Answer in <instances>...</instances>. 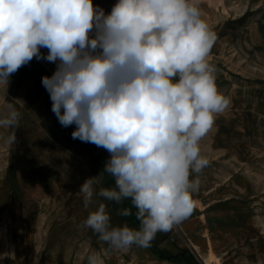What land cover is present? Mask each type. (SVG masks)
<instances>
[{"label": "clouds", "instance_id": "1", "mask_svg": "<svg viewBox=\"0 0 264 264\" xmlns=\"http://www.w3.org/2000/svg\"><path fill=\"white\" fill-rule=\"evenodd\" d=\"M215 40L197 0H117L107 14L92 0H0V85L7 91L34 57L54 63L41 83L58 122L110 154L80 186L85 209L94 198L137 209L138 230L113 226L105 203L81 223L111 249H147L192 212L199 180L190 175L208 165L199 143L229 103L208 61ZM21 116L4 104L0 127L19 128ZM104 173L114 187L100 186ZM88 264L103 262L90 255Z\"/></svg>", "mask_w": 264, "mask_h": 264}, {"label": "crops", "instance_id": "2", "mask_svg": "<svg viewBox=\"0 0 264 264\" xmlns=\"http://www.w3.org/2000/svg\"><path fill=\"white\" fill-rule=\"evenodd\" d=\"M92 2L107 14L117 0ZM226 4L236 18L216 35L209 63L215 57H223L225 66L239 70L244 65L245 69L251 66L250 60L257 70L262 69L263 77L264 0H226ZM199 9L204 19L207 11L200 6ZM253 23L258 44L249 46ZM41 52L47 55L48 49L41 48ZM55 68L54 63L34 57L11 75L7 91L0 85V109L11 103L22 114L19 128L0 127V176H4L0 186V219L11 238L15 226L18 245H24L26 237L29 243L48 245L50 264H88L87 251L91 245L93 253L100 257L108 252L109 264H118L125 251L137 261L155 263L161 257L178 261L183 255H195L196 250L212 249L220 253L240 238L258 232L250 226L249 206L245 202L253 195L254 187L248 176H264V172L248 171L253 153L259 156L264 151V81L263 88L234 91L230 79L213 73L218 92L226 95L229 103L215 116L199 143L200 154L208 165L200 173L190 175V180H199V189L192 194L191 214L170 231L158 232L147 249L132 246L116 250L101 242L91 229L81 228V223L99 203H105L113 226L127 224L138 230L137 209L130 199L117 204L103 198H94L95 202L85 209L80 186L87 178L103 172L110 154L94 144L74 140L71 133L76 126L65 128L58 122L51 110L49 93L41 83L42 77L51 76ZM13 131L16 142L10 145L6 140ZM100 186L114 187V178L104 173ZM14 198L15 208L11 203ZM196 198L202 204L201 209L196 207ZM124 208L131 209L132 214L118 215ZM78 244L81 251L75 253L74 246Z\"/></svg>", "mask_w": 264, "mask_h": 264}, {"label": "rangeland", "instance_id": "3", "mask_svg": "<svg viewBox=\"0 0 264 264\" xmlns=\"http://www.w3.org/2000/svg\"><path fill=\"white\" fill-rule=\"evenodd\" d=\"M197 6L206 9L207 14L204 18L208 24L210 30L215 33V36L220 32V29L226 26L228 22L236 18V15L230 9V5L226 4V0H198ZM251 8V6H250ZM251 12V11H250ZM251 23V21H250ZM256 23V22H254ZM253 23V24H254ZM253 33V39L249 40L248 45H257L258 36L256 31V25L254 24L250 29ZM246 59V58H244ZM225 58H213L211 66L214 67V73L216 75L224 76L230 79L234 84V91L236 89H258L263 88L264 74L261 77L260 71L262 69H256L249 60L248 68L230 69L224 65ZM246 64L247 62L244 61ZM227 64V63H225ZM250 67V68H249ZM253 67V68H251ZM240 73V74H238ZM264 73V72H263ZM259 74V75H258ZM243 75V76H242ZM245 76V77H244ZM261 77L262 79H257ZM260 80V81H259ZM225 92V90H223ZM226 95L224 96V98ZM250 125L253 122H249ZM252 163L249 165L248 171L264 172V151L258 155L253 153ZM255 161V162H254ZM4 176H0V186ZM251 179L252 194L246 199L245 204L249 206L248 216L250 226H254L258 232L255 234H249L247 238L242 237L235 243L234 246L227 250H222L220 253L213 252L212 249L208 251H200L195 255H188L180 258L178 261L166 262L165 259H161L155 263H146L135 260L133 254L127 251L122 252L120 261L118 264H264V176H248ZM13 182H15V176H12ZM15 193V191H13ZM197 199V198H196ZM13 208L16 206V198L11 202ZM196 207L202 208L201 202L196 200ZM257 233V234H256ZM26 243L24 245H18L16 243V229L12 228V238L5 224L0 219V264H50L48 261V245L29 243V239L26 237ZM84 249V248H83ZM85 250V249H84ZM81 246L75 245L74 252L79 253ZM89 256L96 255L99 258L103 257V264L108 263V252L99 256L93 253L92 245L88 248ZM52 254V252H51ZM202 257H201V256ZM24 256V258H23ZM57 256V255H56ZM59 256V255H58ZM51 257V256H50ZM177 257V256H176ZM23 258V259H22Z\"/></svg>", "mask_w": 264, "mask_h": 264}, {"label": "trees", "instance_id": "4", "mask_svg": "<svg viewBox=\"0 0 264 264\" xmlns=\"http://www.w3.org/2000/svg\"><path fill=\"white\" fill-rule=\"evenodd\" d=\"M161 259H165L166 261H171L173 258H164V257H162Z\"/></svg>", "mask_w": 264, "mask_h": 264}, {"label": "bare ground", "instance_id": "5", "mask_svg": "<svg viewBox=\"0 0 264 264\" xmlns=\"http://www.w3.org/2000/svg\"><path fill=\"white\" fill-rule=\"evenodd\" d=\"M191 245V244H190ZM194 248H195V246H194Z\"/></svg>", "mask_w": 264, "mask_h": 264}]
</instances>
